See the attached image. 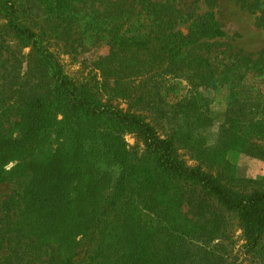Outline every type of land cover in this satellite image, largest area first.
Segmentation results:
<instances>
[{
    "label": "trees",
    "instance_id": "1",
    "mask_svg": "<svg viewBox=\"0 0 264 264\" xmlns=\"http://www.w3.org/2000/svg\"><path fill=\"white\" fill-rule=\"evenodd\" d=\"M203 2L189 13L178 0H0V183H15L0 201L2 264H235L223 255L231 218L242 260L264 264V192L219 148L187 164L177 133L137 112L165 78L194 101L193 89L227 86L224 145L264 160V44L213 54L224 33ZM240 2L264 34V0ZM78 27L104 37L99 75L67 73L52 49ZM249 76L261 85L243 117Z\"/></svg>",
    "mask_w": 264,
    "mask_h": 264
},
{
    "label": "rangeland",
    "instance_id": "2",
    "mask_svg": "<svg viewBox=\"0 0 264 264\" xmlns=\"http://www.w3.org/2000/svg\"><path fill=\"white\" fill-rule=\"evenodd\" d=\"M178 1L179 5L189 13H198L209 8L203 0ZM24 7L29 8L28 6ZM210 8L224 33L221 38L216 40L218 45L212 49L213 54H217L218 57H226L241 51L253 56L263 47L264 34L254 25L253 15L241 5L240 0H214V4ZM32 10L35 11V8ZM57 30L60 31L59 28ZM179 30L184 32V26L180 25ZM67 37L66 34H62L60 37L50 40L52 49L58 54L65 71L78 76H83L88 72L99 75L95 61L107 50L103 35L78 27L72 28L69 37ZM25 51L26 49L23 50L24 53ZM19 70L20 73L25 71L24 62ZM171 84L172 80L165 78L162 86L155 88L150 96L146 100L144 99L145 102L138 107L137 112L153 123L158 133L164 134L171 129L177 133V151L187 164L192 165L197 161L196 151L202 153L200 154L202 156L203 150L219 148L224 158L231 164L234 178L248 179L246 189L264 192V160L227 149L224 145L225 111L230 101L227 86L216 89L204 87L193 89V97L196 98L194 101L188 94L187 90L189 89L184 82H181L179 91ZM245 84L240 93V99L247 93L245 91H249L250 86H260L261 82L255 77L249 76ZM186 91L189 96L183 100L180 94H186ZM253 97L255 94L252 92L251 95L243 97L245 102L236 105L243 109V117L250 113ZM186 135L188 140L184 141ZM124 140L128 146L134 143L131 135H125ZM262 144L264 145V139ZM111 170L113 175H116L117 168L112 167ZM14 186L15 183L12 182L0 183V201ZM229 222L226 237L223 240L226 251L223 255H227L230 259L234 257L235 264H248L247 260H242L243 254L240 246L242 239L237 222L232 218L229 219ZM217 252L223 253L222 250ZM5 255L4 247H0V264L4 262ZM23 256H25L26 264L37 263L34 255L25 254ZM30 259L34 260L30 261Z\"/></svg>",
    "mask_w": 264,
    "mask_h": 264
}]
</instances>
